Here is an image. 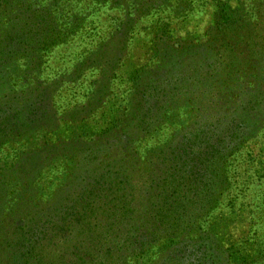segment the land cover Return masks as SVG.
<instances>
[{
    "label": "rangeland",
    "instance_id": "374dc122",
    "mask_svg": "<svg viewBox=\"0 0 264 264\" xmlns=\"http://www.w3.org/2000/svg\"><path fill=\"white\" fill-rule=\"evenodd\" d=\"M221 14L242 26L238 39L229 31L221 37ZM260 28L264 0H0V129L30 106L31 126L25 119L12 122L32 129L29 141L41 145L75 111L66 119H85L95 140L102 137L119 157L123 150L115 145L124 135L133 137L127 126L136 121L139 94L146 85L155 86L162 98L149 106L146 125L152 128L129 151L137 158L129 170L143 187L148 174H167L166 157L186 129L213 125L219 117L231 129L229 144L223 142L222 180L211 187L214 208L203 217L201 234L188 228L183 233L191 240L171 246L183 253L187 243L202 248L173 255L170 243L162 242L160 264H196L200 258L201 264H229L246 256L264 264V59L226 63L218 55L222 46L246 51L247 36ZM223 84L229 91H219ZM251 97L255 104L244 105L245 111L255 110L243 114L245 123L232 110ZM171 101L168 111L157 113ZM16 135L0 138V163L16 151ZM144 152L151 155L148 164L142 163ZM192 208L202 214L208 206ZM210 237L219 241L217 255L205 241Z\"/></svg>",
    "mask_w": 264,
    "mask_h": 264
},
{
    "label": "trees",
    "instance_id": "16d2710c",
    "mask_svg": "<svg viewBox=\"0 0 264 264\" xmlns=\"http://www.w3.org/2000/svg\"><path fill=\"white\" fill-rule=\"evenodd\" d=\"M219 18L224 25L220 29L221 37L226 38L225 32L229 31L233 40L238 39L242 26L236 27V22H231L232 17L226 14ZM252 34L243 44L246 51L240 52L241 48L236 46H222L218 55L226 63L228 58L235 62L263 61L264 28ZM159 88L166 90V87ZM218 88L221 92L229 91L228 84ZM139 95L136 121L127 126L134 131L133 137L124 135L123 141L115 145L123 150L119 157L111 154L114 147L103 143L102 137L95 140L98 138L94 137L95 130L85 119H66L75 116V111L69 112L62 126L58 125V132L41 145L29 141L32 129H20V123L12 122L15 118L25 119L26 126H31L29 121L34 114L29 111L30 106L4 120L0 138L10 132V135L17 134L15 139L19 142L12 156L0 163V264H160L164 255L158 244L162 242L170 243V250L176 251L173 255L201 250V245L193 247L192 243L182 245L184 253L177 251V246L175 249L171 246L174 241L191 240L183 233L188 228L201 234L202 219L214 208L211 187L219 183L220 177L222 180L223 142L229 144L231 127L220 124L218 117L213 125L186 129L166 157L163 189L159 191L158 187L162 178L153 174L147 175L141 187L138 174L129 170V166H134L133 161H137L129 151L135 141L145 140L144 134L151 130L146 125L152 114L149 106L162 95L161 90L149 84ZM261 99L264 100L263 94ZM173 103L169 102L157 113L168 111ZM253 104L252 97L244 103L238 102V107L236 104L232 110L233 116H242L239 118L246 123L243 114L255 109L245 111L244 105ZM159 114L156 115H162ZM240 125L242 129L248 128ZM143 155L142 163L146 164L151 155L145 152ZM204 205L208 206L206 213L193 212L192 207L199 210ZM217 240L211 237L205 240L216 255L220 252ZM200 259L196 264L203 262L204 258ZM255 262L254 256L229 260V264Z\"/></svg>",
    "mask_w": 264,
    "mask_h": 264
}]
</instances>
